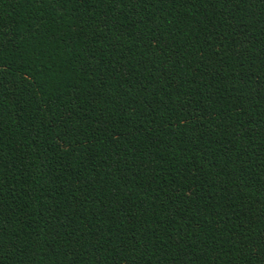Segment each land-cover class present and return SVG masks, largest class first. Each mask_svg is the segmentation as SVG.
<instances>
[{
	"label": "trees",
	"instance_id": "16d2710c",
	"mask_svg": "<svg viewBox=\"0 0 264 264\" xmlns=\"http://www.w3.org/2000/svg\"><path fill=\"white\" fill-rule=\"evenodd\" d=\"M0 264H264V0H0Z\"/></svg>",
	"mask_w": 264,
	"mask_h": 264
}]
</instances>
